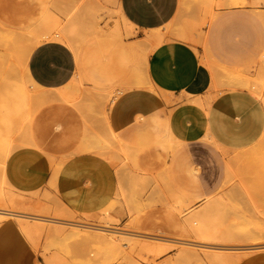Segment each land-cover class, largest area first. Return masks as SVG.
Listing matches in <instances>:
<instances>
[{"label": "crops", "instance_id": "crops-1", "mask_svg": "<svg viewBox=\"0 0 264 264\" xmlns=\"http://www.w3.org/2000/svg\"><path fill=\"white\" fill-rule=\"evenodd\" d=\"M40 1L34 20L42 4L49 0ZM262 1L251 0L253 4ZM179 5L180 0H117L119 15L136 33V37L124 45L127 49L119 47L112 51L110 43L95 49L94 53L83 52L79 56L70 44L47 37L36 41L30 49L26 72L31 91L34 90L30 83L38 90L55 94L69 87V94L75 93L73 96L79 101L78 93L87 85L104 92H116L105 118L108 136L113 137L116 148L129 149L131 155L144 146L152 151L171 152L167 168L169 179L193 201H204L213 191L204 183L186 145L199 143L211 148L238 150L257 142L264 132L263 100L244 88L217 89L216 84H212L213 71L207 61L217 65V53L234 64L240 60L248 63L261 60L264 66V18L263 11L258 9L218 11L211 20V32L206 40L209 53L201 58L198 48L171 34ZM225 6L221 8L238 5ZM157 30L161 39L152 47L154 41L147 37L155 35ZM138 39L143 41L141 45L147 42V47L143 45L144 52L154 48L149 55L138 53L146 81L153 88L136 85L135 41ZM104 56L99 65L98 58ZM65 100L53 97L39 104L24 127L23 135L27 132L33 140L30 148L37 163H49L51 158L69 154L55 185L51 188L49 184L51 167H48L34 191L51 190L58 205L69 216L68 220L75 217L83 224L91 220L98 226H110L105 209L120 193L121 180L109 156L79 151L85 138V119L77 104ZM10 153L0 157L3 167H7ZM221 170L223 173V163ZM6 180L5 195H1L2 189L0 192L3 197L0 196V264H45L22 224L40 216L48 221V217L41 214L35 217L27 211L26 205L33 201L31 198L36 192L21 187L23 180L16 173L10 171ZM8 190L15 194L13 200ZM108 213L112 218H126L118 212ZM161 217L169 219L173 229H183L178 211L170 205L161 211ZM52 218L62 223L59 225L68 224L60 220L63 218L49 219ZM172 228L166 229L175 231ZM237 264H264V249L248 254Z\"/></svg>", "mask_w": 264, "mask_h": 264}, {"label": "rangeland", "instance_id": "rangeland-1", "mask_svg": "<svg viewBox=\"0 0 264 264\" xmlns=\"http://www.w3.org/2000/svg\"><path fill=\"white\" fill-rule=\"evenodd\" d=\"M50 1L62 10L69 11L70 14L80 13L84 15L86 21L94 20L96 22L99 33L93 36V34L86 32L80 44L86 55L94 53L95 49L104 48L110 43L113 44L112 51L114 48H126L124 45L129 43L131 38L136 37V33L131 26L119 15L118 8L116 9L117 0ZM216 1L180 0L178 13L170 28L173 37L184 39L195 48H198L201 52V58L209 53L206 40L211 32V20L218 11L255 8L262 10L264 15V1L253 4L251 0H240V4L232 8H221L217 6ZM40 3V0H0V68L8 69L10 66H14L15 69H18L16 71L21 72L23 66L20 62L22 61L21 56L23 57L22 54L28 49L31 42L29 25L35 19ZM86 36L88 37L86 38ZM140 42L141 39L135 41L137 45L136 85L153 88L146 81L143 65L138 62V53L144 50ZM247 48H249V45ZM131 51L134 52L133 47ZM104 58L105 56L98 58L100 60L99 65ZM215 58L218 61L217 65L207 61L213 71V86L216 84V88L219 90L229 88L248 89L254 91L264 102V82L261 83V80H264V66L261 60L260 62L253 61L249 63L240 60L237 64H234L217 53ZM30 88L36 92L44 91L38 90L31 83ZM66 91L69 92V87ZM48 92L55 94V92ZM116 94V92H104L87 85L78 93L80 101H71L77 104L86 124L85 138L79 151L100 153L103 150L101 154L107 151L105 155L109 156L108 154H111L109 157L117 167L116 171L121 180L120 193L105 209L107 211L106 217L111 222L109 224L110 229L128 232L135 236L127 235L123 238L118 234L108 235V233H99L88 228L71 226V224L54 225V223L48 221L41 222L39 226L41 231L35 233L33 238H29L45 264H180V262L181 264H237L248 254L264 249V132L257 142L238 150L211 148L199 143L186 145L198 165V172L204 183L213 191L214 198L210 202L211 204L214 202L211 212L213 218H207V222L214 223L216 219V221L221 220L223 222L218 221L219 225L217 226H222L220 228L222 231L221 237L228 241L221 240L220 243L224 245L220 243V245L207 244L212 247L224 246L223 250H220L222 253L219 252V255H217L218 250L214 254L212 248H204L203 245L206 246V244H203V240L201 241L196 235L197 232H199V236L202 234L200 231L195 232L199 230L197 227L200 226V229H204L200 224L201 222L197 223L195 221L196 224H199L193 226L195 231L192 230V227H188L189 232H194L189 234L185 229H179V231L177 228L173 229L174 226L170 220L161 217V211L170 202L173 205L178 202L177 205L184 206L183 210L186 207L187 209L182 210V213L186 212L185 214H188L189 212V216H191L190 213L197 212V209L201 210L205 204L203 201H193L189 194L180 190L169 179L167 168L171 152L162 153L157 149L152 151L144 146L137 149L138 153H133L130 158L122 161L123 156L118 153L115 142L109 139L105 124L109 106ZM38 106L33 108V112ZM15 136L13 149L7 160V167L0 165V189L3 191V196L5 195V185L8 184L6 178L10 171L16 173L23 180L20 182L21 187H26L34 193L36 192L34 190L42 181L46 169L51 167L49 184L52 188L55 185L61 165L69 154L55 159L51 158L49 163L47 161L37 163L36 155L30 148L33 140L28 133L26 132L24 136L16 133ZM21 139L22 144L18 142ZM121 162H123L122 165H120ZM222 163L224 166L223 173L221 170ZM227 165L230 167V174L227 173L229 169L226 172ZM8 191L11 200H13L15 194L12 190ZM219 199L221 200L219 202L221 203L220 206L217 204L220 201ZM31 200L33 201L26 205L27 211L31 215L41 214L48 218H63L60 220L72 222L73 224L98 226L92 224L96 222L91 220H89V223L84 224L80 222L82 220L79 218L73 217L70 218L72 220H68L69 216L58 205L51 190L42 193L36 192ZM222 205L223 207H221ZM216 208L220 210L221 215L219 212L216 214V211H218L214 210ZM113 211L126 216V218H112L108 212ZM100 223L105 225V222ZM168 226L175 231L166 229ZM105 227L109 228L108 226ZM138 234L155 237L153 240L152 238L140 237ZM88 236L92 238H87ZM100 238L101 241H99ZM104 238L106 239L105 243L102 242ZM183 238L185 239L183 240ZM187 239L188 241L193 240L192 244H199L197 241L200 240L203 245L191 246V244H188L190 245L188 246L187 244L178 243ZM185 248H188V251ZM183 249L190 254L195 251L196 254H193L196 256L185 255L186 251L183 252ZM184 255L185 257L182 258Z\"/></svg>", "mask_w": 264, "mask_h": 264}, {"label": "bare ground", "instance_id": "bare-ground-1", "mask_svg": "<svg viewBox=\"0 0 264 264\" xmlns=\"http://www.w3.org/2000/svg\"><path fill=\"white\" fill-rule=\"evenodd\" d=\"M226 1L225 4H228V5H239L240 4V0H229V3L227 2V0H217L216 1V4L217 6L219 7H224L225 4L224 2ZM242 1V0H241ZM242 3V2H241ZM227 7V6H225ZM232 7V6H231ZM234 7V6H233ZM255 9V8H254ZM119 11V10H117ZM263 18H264V15H263ZM29 31H30V35H31V39H30V46L28 47V49L22 54L23 57L21 56V60L20 61L23 66L21 67V72L19 71H16L18 70L17 68L15 69L14 66H8V64H6L9 68L8 69H2L0 68V70L2 69V71H0V150L2 151V156L0 157H7L8 154L12 151L13 149V139H15V134L16 133H19L21 135H23V132H24V127L25 125H27V121L33 111V108L53 97H61V98H64L66 100H78L75 98V96H73L75 93H72V94H69L68 91H65V92H59V93H56V94H51V93H48V92H36V91H31L29 89V86H28V82L30 81V78L29 76L27 75V72H26V59H27V56H28V53L30 51V49L33 47V45L36 43V41H38L39 39H43V38H47V37H50V38H56V39H59V40H62L64 42H66L68 45L70 44L74 50L76 51L77 55L81 56V54L83 53L82 49H81V42L83 40V37L85 35L86 32L88 33H91L93 34V36L97 35L99 33V29L98 27L96 26V22L94 20H88L86 21V19L84 18V15L83 14H78V13H73V14H70L69 11H64L62 10L61 8L57 7L55 4H53L50 0L48 2H45L44 4H42L39 12H38V16L36 18V20L32 21L29 25ZM160 30H157V33L155 35H152V36H149L147 37V40H153L154 41V44L152 47L156 46L157 43L160 41L161 39V34L159 33ZM155 33V31H154ZM162 33V32H161ZM163 36V34H162ZM88 36H86L87 38ZM163 38V37H162ZM143 39H146V38H143ZM142 41V40H141ZM145 41V40H144ZM151 42V41H150ZM162 42V41H161ZM84 43V42H83ZM143 43V41H142ZM147 45V42H144L143 45ZM145 45V46H146ZM147 47V46H146ZM145 47V48H146ZM147 48L145 52L150 53L151 49L153 50L154 48ZM143 51V53H145ZM21 54V53H20ZM148 59V57H147ZM203 60V59H202ZM205 60V59H204ZM207 60V58H206ZM141 62V60L139 61ZM205 63V62H204ZM207 64V63H206ZM3 65V64H2ZM13 65V64H12ZM143 65V64H142ZM17 66H20V65H17ZM6 67V66H4ZM3 67V68H4ZM20 68V67H18ZM145 69V68H144ZM264 72V71H263ZM147 76V75H146ZM144 77V76H143ZM263 78H264V73H263ZM264 80H261V83H263ZM150 83V82H149ZM264 85V84H263ZM260 87V86H258ZM262 91V90H261ZM254 92V91H253ZM257 92V91H256ZM255 93V92H254ZM263 98V97H262ZM15 136V137H14ZM24 136V135H23ZM14 137V138H13ZM110 137L109 139H111L113 142V137L112 136H108ZM20 139V138H19ZM22 141L19 140L18 142ZM24 141V139H23ZM110 142V140H109ZM21 143V142H20ZM22 144V143H21ZM18 146V145H17ZM114 146V145H113ZM107 147V145H106ZM104 147V148H106ZM94 148V147H93ZM99 148V147H97ZM103 148V147H102ZM101 148V149H102ZM96 149V147H95ZM94 149V150H95ZM128 149V148H127ZM129 150V149H128ZM126 150V148H121L120 151H121V156L122 157V161L123 159H128L130 158L131 154H129L130 152ZM103 150H101L100 153H102ZM106 151V150H105ZM119 151V150H118ZM117 151V152H118ZM120 151L118 153H120ZM107 152V151H106ZM105 152V153H106ZM104 153V152H103ZM104 153V155H105ZM108 154V153H107ZM109 156H111V154H108ZM120 158L121 156L118 155ZM118 157V158H119ZM110 158V157H109ZM1 160V159H0ZM116 160V159H115ZM133 162H135V160H133ZM123 162H121L120 165H122ZM56 168V167H55ZM117 168V167H116ZM119 168V167H118ZM230 167L228 166L227 167V170L229 169ZM54 169V168H53ZM123 169V168H122ZM230 169L228 170L227 173H229ZM236 173V172H235ZM230 174V173H229ZM237 174V173H236ZM139 176V175H138ZM236 176V175H235ZM143 177V176H142ZM146 177V176H145ZM138 178V177H137ZM144 178V177H143ZM139 179V178H138ZM134 180V179H132ZM136 181V180H135ZM141 181V180H140ZM145 181V180H144ZM139 182V180H138ZM142 182V181H141ZM149 183V182H148ZM145 184V183H143ZM142 184V185H143ZM145 186V185H144ZM139 187V186H138ZM136 188V187H135ZM133 190V188H131ZM146 189V188H145ZM138 190V189H137ZM121 191V190H120ZM0 192H1V189H0ZM1 194V193H0ZM3 195V194H1ZM0 195V196H1ZM2 197V196H1ZM216 197V196H215ZM213 195L206 198L203 202H205L204 204V207L199 210L197 209L198 211L196 212H192L190 213L191 216H189V212L188 214H185L186 212L182 213L184 210H183V207L184 206H179L177 204H179L178 202L176 203V201H174L176 203V205H173L171 204L172 202H170V206L173 207L174 209H176L179 213V220L181 222V226L183 228V230L185 229L186 231H188V227H192V230L195 231L193 227L196 223L195 221H197V223H200L202 225V227L204 228L203 230L200 229L201 227H197L199 228V230H196L195 232L197 231H200L202 232V234H200L199 236V232H197V237H199V239H201L202 243L203 244H206V246H204L203 244H201L200 240L197 241L199 242V244H196V243H193V240L192 241H188L185 240L184 242H178L179 244L182 243L184 245H188V244H191V246H197V245H203V247L205 248H212L213 249V252L214 254L216 253L215 251H217V255H219V252L220 250H223V247L224 246H214L212 247L211 245L208 246L207 244H222L224 245L223 243H220L221 240H223L224 242H227L228 240H226L225 238L221 237L222 236V231L220 230V228L222 227H218L217 225H219L218 223L221 221V220H218L216 221L215 219V222L217 223H208L207 221V218L210 219V217L213 218V216L211 215V212L213 210V204L214 202H212L213 204H211L210 202L213 200ZM11 199V198H10ZM164 199V198H163ZM158 200V199H157ZM156 200V201H157ZM181 200V199H180ZM217 200V199H216ZM220 200V199H219ZM170 201V200H169ZM160 202V200H159ZM163 202V201H162ZM165 202V201H164ZM173 202V203H174ZM221 202L218 201V205L220 206ZM215 204V205H217ZM187 205V204H186ZM225 205V204H224ZM188 207V206H187ZM223 207V205L221 206ZM187 209V208H186ZM183 210V211H182ZM214 210H218L216 211V214H218L217 212H219L220 214V210L218 208L214 209ZM194 211V210H193ZM223 212V211H222ZM12 213V212H11ZM16 214V213H15ZM17 215V214H16ZM15 215V216H16ZM25 215V214H23ZM28 215V214H27ZM184 215H187L184 217ZM221 215V214H220ZM19 216V214H18ZM31 216V215H29ZM219 216V215H218ZM217 216V217H218ZM22 217V216H20ZM24 217V216H23ZM36 217V216H35ZM30 218V217H29ZM216 218V217H215ZM27 219H28V216H27ZM26 219V221H28ZM34 220V219H33ZM47 221V218H42L41 216L36 218L34 221L31 220V222H25V223H21L22 226H23V229L24 231L26 232L27 236L30 237V238H33L34 234L37 233V232H40L41 229H40V223L42 222H45ZM108 220V218L106 219ZM192 221L194 222L192 224ZM210 221V220H209ZM48 222H51V223H57L58 225L59 224H62L60 221L56 220V219H49L48 218ZM107 222V221H106ZM222 222V221H221ZM107 223H110V221H108ZM223 223V222H222ZM66 224V223H65ZM68 224H71V226H78V227H83V228H88L90 230H94L96 232H99V233H108V235H121L123 238L127 235H133L135 236L134 234H131V233H128V232H121V231H117V230H112L110 229V226H108L109 228H106L105 226L102 227V226H85L87 224H84V225H80V224H73L71 222H68ZM55 225V224H54ZM57 225V226H58ZM199 224H196L195 226H197ZM221 225V224H220ZM223 225V224H222ZM196 228V229H197ZM219 228V229H218ZM55 229H57L55 227ZM60 229V228H59ZM190 229V228H189ZM191 230V229H190ZM58 231V230H56ZM63 231V230H62ZM193 231H191L192 233H194ZM189 232V231H188ZM187 232V233H188ZM191 232H189V234H191ZM219 232H221L219 234ZM85 233V232H84ZM98 234V233H97ZM219 234V235H218ZM84 235V234H83ZM104 235V234H103ZM107 235V236H108ZM137 235V234H136ZM187 235V234H185ZM218 235V236H217ZM93 236V234H92ZM97 236V235H95ZM99 236V234H98ZM106 236V235H105ZM138 236H142L144 238H154V237H151V236H145V235H142V234H138ZM81 237V236H79ZM94 237V236H93ZM102 237V236H101ZM196 237V236H195ZM196 237V238H197ZM220 237V238H219ZM87 238H90V236H88ZM92 238V237H91ZM90 238V239H91ZM103 238V237H102ZM106 238V237H105ZM104 238V242L105 243V239ZM157 238V237H156ZM159 238V237H158ZM99 239V238H97ZM111 239V238H110ZM165 239V238H164ZM185 238H183L184 240ZM94 240H96L94 238ZM103 240V239H102ZM112 240V239H111ZM154 240V239H153ZM156 240V239H155ZM161 240V238H160ZM101 241V238L100 240ZM150 241V240H149ZM182 241V239H181ZM188 241V242H186ZM195 241V240H194ZM195 241V242H196ZM96 242V241H94ZM98 242V241H97ZM111 242V241H110ZM161 242V241H160ZM109 243V242H108ZM154 243V242H153ZM220 243V244H219ZM196 244V245H195ZM106 245V244H105ZM169 246V245H168ZM190 246V245H188ZM154 247V246H153ZM170 247V246H169ZM183 247V246H182ZM187 247V246H186ZM202 247V248H203ZM146 248V247H145ZM184 248V247H183ZM258 248V247H257ZM159 249V248H158ZM186 249V248H185ZM188 249V248H187ZM186 249V250H187ZM209 249V250H210ZM184 250V249H183ZM186 250H184L183 252H185ZM162 251V250H161ZM188 251V250H187ZM186 251V252H187ZM164 252V251H162ZM182 252V251H181ZM185 252V255H194L196 256L195 254V251L192 252V254L190 253H186ZM195 253V254H193ZM222 253V252H220ZM182 256V258L185 257ZM223 255V254H222ZM213 256V255H212ZM215 257V256H214ZM213 257V258H214ZM178 258V257H177ZM176 258V259H177ZM188 258V256H187ZM194 258V257H193ZM192 258V259H193ZM211 258V257H210ZM175 259V260H176ZM219 259V258H218ZM221 259V258H220ZM219 259V260H220ZM178 260V259H177ZM180 261V260H179ZM184 261V260H183ZM188 261V260H187ZM222 261V260H221ZM174 262V261H173ZM177 263V262H176ZM189 263V262H187ZM175 264V263H174ZM179 264V263H178ZM181 264V262H180ZM186 264V263H185Z\"/></svg>", "mask_w": 264, "mask_h": 264}]
</instances>
